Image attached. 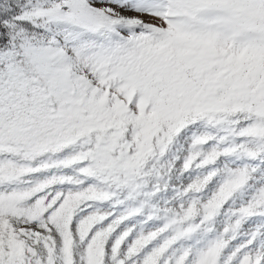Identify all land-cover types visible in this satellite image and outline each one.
<instances>
[{
    "label": "snow or ice",
    "instance_id": "snow-or-ice-1",
    "mask_svg": "<svg viewBox=\"0 0 264 264\" xmlns=\"http://www.w3.org/2000/svg\"><path fill=\"white\" fill-rule=\"evenodd\" d=\"M0 264H264V0H0Z\"/></svg>",
    "mask_w": 264,
    "mask_h": 264
}]
</instances>
